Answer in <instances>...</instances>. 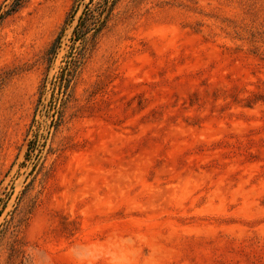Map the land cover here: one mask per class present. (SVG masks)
Segmentation results:
<instances>
[{
  "label": "rangeland",
  "instance_id": "rangeland-1",
  "mask_svg": "<svg viewBox=\"0 0 264 264\" xmlns=\"http://www.w3.org/2000/svg\"><path fill=\"white\" fill-rule=\"evenodd\" d=\"M75 1L0 0V264H264V0Z\"/></svg>",
  "mask_w": 264,
  "mask_h": 264
},
{
  "label": "trees",
  "instance_id": "trees-1",
  "mask_svg": "<svg viewBox=\"0 0 264 264\" xmlns=\"http://www.w3.org/2000/svg\"><path fill=\"white\" fill-rule=\"evenodd\" d=\"M108 2V0H107ZM106 2V6H107V10L110 8V5H108ZM81 1L80 0H76L75 3L72 5L70 11L68 12L66 19L64 21V26L60 29L59 33L57 34V36L55 37L54 41L52 42V44L50 45L49 49L47 50V57L50 61H52L54 59V57L57 54L58 48L60 47L61 44V37L63 35V31L66 27V25L68 23H72L74 18H75V14L78 11V7L80 5ZM86 9H89V5L85 4L84 9H82L81 13L79 14L78 18H77V23L73 28V34H75V32L77 31L76 29L77 26L79 27V25H81L82 21H84L85 23L87 22V20L89 19H94V27L92 28L94 30V32H98L104 22V20L100 17V18H96L94 17L95 14H93V10L90 9L89 14L87 15ZM87 16V17H85ZM91 30V29H90ZM86 33V32H85ZM94 33V34H95ZM84 34V33H83ZM84 36V35H83ZM83 38V37H79L78 39ZM47 78H45L43 80V83L41 85V93L44 92L45 87H46V80ZM61 88H62V93H64V90L66 88V86L68 85V79L67 78H63L61 81Z\"/></svg>",
  "mask_w": 264,
  "mask_h": 264
}]
</instances>
